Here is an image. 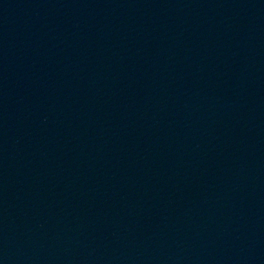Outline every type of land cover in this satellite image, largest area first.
Listing matches in <instances>:
<instances>
[{
	"label": "water",
	"instance_id": "obj_1",
	"mask_svg": "<svg viewBox=\"0 0 264 264\" xmlns=\"http://www.w3.org/2000/svg\"><path fill=\"white\" fill-rule=\"evenodd\" d=\"M0 264H264V0H0Z\"/></svg>",
	"mask_w": 264,
	"mask_h": 264
}]
</instances>
